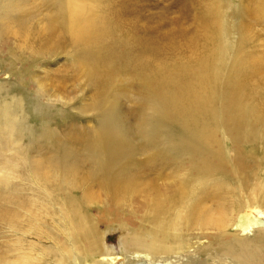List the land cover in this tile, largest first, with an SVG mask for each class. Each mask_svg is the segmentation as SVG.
Masks as SVG:
<instances>
[{"label": "bare ground", "instance_id": "1", "mask_svg": "<svg viewBox=\"0 0 264 264\" xmlns=\"http://www.w3.org/2000/svg\"><path fill=\"white\" fill-rule=\"evenodd\" d=\"M29 1L33 5L26 10ZM246 1L241 0V3ZM223 2L216 0V9L221 8ZM236 4L225 2V11L215 20L222 32H228V41L215 43L213 48L206 45L194 48L195 62L187 74L172 71L160 77L149 74L148 68L156 59H169L175 48L200 37L196 25L204 13L201 3L197 2L194 13L188 6L178 11L169 20L171 29L166 32L163 29L156 34L157 38L150 35L136 44H133L135 38L130 42L133 45L128 51L134 62L130 64L131 68H136L138 74L146 73L138 90V105L142 110L133 119L126 114L119 124L115 111L109 108L108 96V87L114 84L110 75L116 73L112 62L114 53L106 43L105 30L100 31L102 18L96 0H0V34L17 38L18 44L22 45L18 49L20 53L24 47H41L52 36L67 38L77 51L76 67L67 78L62 75L59 84L77 76L86 82L87 89L95 90L97 106L92 116L98 122L92 130L93 139L85 148L72 150L71 137L53 135L52 144L59 150L57 153L40 157L27 154L21 159L27 163L26 173L39 193L35 201L41 208L36 214L42 210L47 214L44 202L56 206L57 224L66 240L59 241V252L74 263L77 260L86 262L100 248H105L82 208L83 201L97 202L104 195L132 212L133 196L147 205L139 219L145 226L122 227L133 229L123 237L124 243L137 246L148 255L159 258L179 250L186 240L181 241L177 232L198 228L220 233L217 246L214 247L212 242L208 244L213 257H226L232 264H264V181L259 177L264 168L261 166L264 152L256 151L264 148V104L246 103L236 94L242 78L255 66L254 61H243L237 54L239 48L246 40L258 39L264 50V0H249L248 6L239 10ZM42 7L46 10L42 18L45 22L40 26L22 21L28 11L40 12ZM228 10L230 14L226 12ZM210 11L214 12L215 7ZM13 13L18 15L13 18ZM121 15L119 7L111 11L119 25ZM180 19L192 20L194 26L189 25L192 30L183 27ZM170 21L176 25L172 27ZM128 25L124 26L127 28ZM241 26H245L248 36L242 34ZM122 84V81L116 84L118 93L124 89ZM17 102L21 104V100ZM128 111L135 112V108L130 105ZM252 117H255L253 124ZM253 143L255 146L250 147ZM247 146L249 149L245 148ZM135 153H139L136 162ZM152 156L158 157V165L151 162ZM172 157L178 163L177 181L196 172L195 178L199 182L216 172L228 178L224 181L235 185L236 190L230 188L232 192H228L230 201L234 200L227 209L228 217L214 219L210 216L211 210L203 207L204 203L194 194V189L183 191L180 202L173 199L167 202L169 197L164 188L170 187L172 178L164 173L167 169L165 161ZM184 160L189 163L186 171L179 168V165H185ZM133 161L139 169L128 173L126 169ZM80 162L88 171L81 168ZM249 170L248 177L246 172ZM171 204L173 206L169 207ZM247 205V212L242 217L237 216V212ZM170 209L173 212L169 219L162 218ZM234 220H238L236 228L229 230ZM168 231L175 233L171 235ZM19 256L16 260L19 264H36L46 253L25 251L19 252ZM57 261L62 262L59 258ZM166 264L174 263L166 260Z\"/></svg>", "mask_w": 264, "mask_h": 264}, {"label": "rangeland", "instance_id": "2", "mask_svg": "<svg viewBox=\"0 0 264 264\" xmlns=\"http://www.w3.org/2000/svg\"><path fill=\"white\" fill-rule=\"evenodd\" d=\"M223 1L221 8L216 9V0H195L193 3L191 0H96L102 18L100 31L103 33L105 30L106 43L110 51L114 53L112 62L116 73L110 75L114 84L109 85L108 96L109 108L115 111L119 124L120 121L125 120L126 114L133 119L138 117L142 110L138 105V90L142 84L141 78L146 73L138 74L136 68H131L130 64L134 62L128 48L151 36L155 35L154 37L157 38L156 34L159 35L163 29L165 32L170 30L169 20L175 17L178 11L188 6L194 13L193 8L197 9V2H199L204 8L199 22L195 24L200 37L194 38L187 45L175 48L169 59H156L148 68L149 74L154 73L160 77L172 71L187 74L195 62L192 56L194 48L205 45L213 48L215 43L228 41V32H222L221 27L215 22L225 11V2L237 3L235 7L238 10L249 4V0L242 3L241 0ZM32 5V1H29L25 5L26 10ZM44 7L47 8V6ZM44 7L40 12L28 11L29 14H25L22 21L32 26L38 23L40 26L45 22L42 19L46 11L43 10ZM117 7L120 8V15L122 14L120 25L111 16V11ZM212 7H215L214 12L210 11ZM226 12L230 14L229 10ZM17 15L18 13H13L11 17L15 18ZM239 19L241 20V17ZM181 20L179 21L183 27L186 26L192 30L190 29L194 26L192 20L185 19L188 23H183L185 20ZM171 23L172 27L176 25ZM133 24H135L134 27ZM124 25H128L127 28ZM241 32L246 36L249 35L245 26H241ZM134 38L136 41L133 44L130 43ZM20 47L22 45L18 44L17 38L0 34V264H19L16 261L18 257L20 258L19 252L25 251L33 254L46 253L45 258L36 264H156L158 262L166 264V260L167 263L174 264H232L226 257L211 255L212 248L208 247L209 242H212L215 247L221 237L215 230L190 228L177 232L181 235V241L186 240L184 247L162 254L159 258L148 255L137 246L125 244L123 237L132 233L133 229H125L122 225L133 227L144 225L139 219L147 205L141 203L136 196H133V212L124 205H120L114 198H106L104 195L97 202L83 201L82 208L86 219L105 248H100L82 263L79 260L74 263L66 254L59 252V241L66 242V240L57 224L59 214L56 213V206L44 202L47 214L42 213L43 210L36 214L41 208L35 201L39 193L36 192L26 173L27 163L25 164L21 159H25L27 154L40 157L50 152L57 153L56 151L59 150L52 144L53 135L71 137L74 148L72 150L85 148L86 144L92 141V130L98 122H95L92 116L97 106L95 90L87 89L86 82L77 76L69 78L73 85L70 82L59 84L61 82L59 79L63 76L67 78L76 67L77 51L69 39H57L52 36L41 47L33 49L24 47L21 53L18 51ZM237 54L243 57L244 62L254 61L255 66L242 78L236 94L243 97L242 100L246 103L264 104V50L260 42L258 39L246 40ZM165 62L169 63L162 67ZM121 81L124 89H120L118 93L116 84H120ZM65 85L67 87H64ZM17 100H21V104H18ZM130 105L135 108V112L128 111ZM254 122L255 117H252V124ZM221 141H223L222 138ZM253 146H255L254 143L250 145V147ZM258 150L264 152V148L260 147L256 151ZM138 154L134 155L135 162L139 157ZM154 154L156 153L153 152ZM258 156L260 158L261 155L258 154ZM154 158L150 157L151 162L158 165L159 161L156 159L158 157ZM147 161L148 159L146 163ZM135 162H131L127 167L128 173H134L139 169ZM184 162L185 165H179V168L185 170L189 163L186 160ZM177 164L173 157L165 161L167 169L164 173L170 174L172 178L170 187L164 188L169 197L167 202L169 203L172 199L180 202L183 191L194 189V194L203 201V207L211 210L210 216L214 219L228 217L227 209L234 201H230L231 194L228 192H232L230 188L236 190L235 185L224 181L228 178L216 172L199 182L195 178L198 174L196 172L182 181H177L175 179ZM80 166L88 171L81 162ZM261 166H264V160ZM250 173L249 170L246 175L249 177ZM228 176L232 177L231 174ZM259 177L261 181H264V168ZM92 179L95 180V178ZM171 206L173 204L169 207ZM248 206H243L237 212V216L242 217L247 212ZM172 212L173 210L170 209L167 214L162 215V218L169 219ZM233 222L234 224L228 227L229 230L236 228L238 220ZM168 232L171 235L175 233ZM58 258L62 260L61 263L57 261Z\"/></svg>", "mask_w": 264, "mask_h": 264}]
</instances>
